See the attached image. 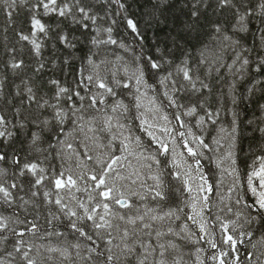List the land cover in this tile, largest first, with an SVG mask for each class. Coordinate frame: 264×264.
I'll list each match as a JSON object with an SVG mask.
<instances>
[{
    "label": "snow or ice",
    "instance_id": "1",
    "mask_svg": "<svg viewBox=\"0 0 264 264\" xmlns=\"http://www.w3.org/2000/svg\"><path fill=\"white\" fill-rule=\"evenodd\" d=\"M0 12V264H264V0Z\"/></svg>",
    "mask_w": 264,
    "mask_h": 264
},
{
    "label": "trees",
    "instance_id": "2",
    "mask_svg": "<svg viewBox=\"0 0 264 264\" xmlns=\"http://www.w3.org/2000/svg\"><path fill=\"white\" fill-rule=\"evenodd\" d=\"M136 10V6L133 5V11ZM0 19H4L3 13L0 12ZM23 20V14H21L20 18L18 19L17 23L19 24L20 22H22ZM150 35V34H149ZM250 39V38H249ZM251 46V45H250ZM230 55V53H225V60H227V57ZM221 71L223 72L224 69H221ZM231 76V73H225V79H227L228 77ZM227 90V89H225ZM259 95V94H257ZM260 103L264 104V100H261ZM240 110H241V131L243 132V146L245 147V149H247L248 145L251 143V140L249 139L251 136L255 135L254 131H250V128H253L254 125H248L247 121L248 120H259L264 118V113H261L259 108L257 107V105L255 103L252 102H245L242 103L240 106ZM241 159L244 158V154H241ZM209 168L212 169L213 173H215V168L214 165H209Z\"/></svg>",
    "mask_w": 264,
    "mask_h": 264
}]
</instances>
